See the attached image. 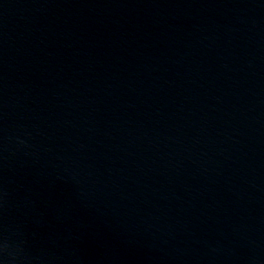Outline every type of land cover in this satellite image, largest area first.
Returning <instances> with one entry per match:
<instances>
[{"label":"water","instance_id":"95a60500","mask_svg":"<svg viewBox=\"0 0 264 264\" xmlns=\"http://www.w3.org/2000/svg\"><path fill=\"white\" fill-rule=\"evenodd\" d=\"M0 264H264V0H0Z\"/></svg>","mask_w":264,"mask_h":264}]
</instances>
